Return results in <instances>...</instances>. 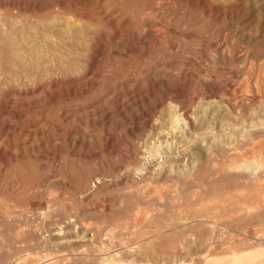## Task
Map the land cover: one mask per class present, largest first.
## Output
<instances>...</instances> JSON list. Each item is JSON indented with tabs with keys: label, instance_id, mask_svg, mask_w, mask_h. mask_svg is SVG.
I'll use <instances>...</instances> for the list:
<instances>
[{
	"label": "rangeland",
	"instance_id": "1",
	"mask_svg": "<svg viewBox=\"0 0 264 264\" xmlns=\"http://www.w3.org/2000/svg\"><path fill=\"white\" fill-rule=\"evenodd\" d=\"M263 162L264 0H0V264L254 250Z\"/></svg>",
	"mask_w": 264,
	"mask_h": 264
},
{
	"label": "bare ground",
	"instance_id": "2",
	"mask_svg": "<svg viewBox=\"0 0 264 264\" xmlns=\"http://www.w3.org/2000/svg\"><path fill=\"white\" fill-rule=\"evenodd\" d=\"M174 108V107H173ZM174 110V109H173ZM175 112V111H174ZM179 114H180V112H179ZM178 113H175V114H173L172 115V130H176L177 128H178V125H179V123L183 120V118H180V115H179ZM182 115V114H181ZM182 117V116H181ZM180 119H181V121H180ZM183 122V121H182ZM184 122H185V120H184ZM186 123V122H185ZM187 125V124H186ZM185 125V126H186ZM180 126V125H179ZM181 126H182V123H181ZM190 129H192V127L190 128ZM169 130V129H168ZM181 131V130H180ZM180 131H179V133H180ZM256 131V130H255ZM258 131V130H257ZM172 132V131H171ZM248 132V131H247ZM175 133H178V132H175ZM183 133V134H182ZM249 133V132H248ZM181 134H182V136H184L185 134H184V132H181ZM180 136V135H179ZM178 136V137H179ZM181 136V137H182ZM188 136V135H187ZM173 138V137H172ZM251 138H254V136H252ZM178 139V138H177ZM176 139V140H177ZM184 140H185V138H183ZM256 139V138H255ZM258 139V138H257ZM168 140V139H167ZM175 140V139H174ZM181 140V139H180ZM183 140H181V142H182ZM166 142H170L169 140L168 141H166ZM180 142V141H179ZM159 143V142H158ZM157 143V144H158ZM164 143V142H163ZM162 143V144H163ZM223 143V142H222ZM160 144V143H159ZM170 144V143H169ZM174 144V143H173ZM203 144V143H202ZM219 144V143H218ZM161 145V144H160ZM167 145V144H166ZM182 145H183V143H182ZM181 145V146H182ZM229 145V144H228ZM173 146V145H172ZM178 146H179V143H178ZM177 145L176 146H174V147H178ZM185 146V145H184ZM220 146V145H219ZM161 147H163V146H161ZM225 147V146H224ZM165 148V147H164ZM166 149V148H165ZM177 149H179V147L177 148ZM228 149V148H227ZM176 150V149H175ZM174 150V151H175ZM163 151L165 152V150L163 149ZM162 151V152H163ZM172 151V150H171ZM182 151H185V150H182ZM155 152H157V151H155ZM161 152V153H162ZM204 152H206V151H204ZM227 152H228V150H227ZM160 153V152H159ZM160 153V154H161ZM172 153V152H171ZM175 153L177 154V152L175 151ZM164 153H162L161 155H163ZM183 154V153H182ZM205 154V153H204ZM165 155V154H164ZM168 155V154H167ZM207 155H208V153H207ZM222 156V155H221ZM258 156H260V155H258ZM206 157V156H205ZM170 158V157H169ZM178 159V158H177ZM205 159H207V157L205 158ZM209 159V158H208ZM215 159V158H214ZM211 160V159H210ZM258 160V159H257ZM166 161H168V160H166ZM224 161V160H223ZM173 163V162H172ZM171 163V165H173ZM207 163V162H206ZM256 163V162H255ZM264 163V162H263ZM262 163V164H263ZM216 164V163H215ZM233 165H234V163H232ZM237 164V163H236ZM235 164V166H237ZM170 165V166H171ZM208 165V164H207ZM264 165V164H263ZM215 166V165H214ZM254 166V165H253ZM206 167V166H205ZM213 167V166H212ZM211 167V168H212ZM229 167H232V166H229ZM234 167V166H233ZM232 167V168H233ZM235 168H238L239 169V165L237 166V167H235ZM259 168V167H258ZM210 169V168H209ZM228 169V168H227ZM231 169V168H230ZM237 169V170H238ZM242 169H245V166H243L242 167ZM247 169V168H246ZM260 169V168H259ZM170 170V169H169ZM173 170V169H172ZM229 170V169H228ZM234 170V169H233ZM240 170V169H239ZM238 170V171H239ZM248 170V169H247ZM252 170V169H251ZM241 171H243V170H241ZM244 171H246V170H244ZM254 170H252L251 172H253ZM222 172V171H221ZM257 172V171H256ZM183 173V172H182ZM186 173V172H185ZM184 173V174H185ZM242 173V172H241ZM259 174H260V170H259V172H258ZM191 174V173H190ZM196 174V173H195ZM230 174H232V173H230ZM229 174V175H230ZM257 174V173H256ZM258 174V175H259ZM153 175V174H152ZM194 175V174H193ZM203 175V174H202ZM254 175H255V173H254ZM151 176V175H150ZM181 176V175H180ZM183 176V175H182ZM220 176V175H219ZM260 176V175H259ZM264 176V175H263ZM192 177V176H191ZM196 177H197V175H196ZM203 177V176H202ZM255 177V176H254ZM198 178V177H197ZM220 178V177H219ZM227 178V177H226ZM264 177H262V179H263ZM152 179V178H151ZM179 179V178H178ZM182 179V178H181ZM195 179V178H194ZM202 179V178H201ZM199 180V179H198ZM218 180V179H217ZM243 180V179H242ZM248 180V179H247ZM258 180H259V178H258ZM209 181V180H208ZM240 181V180H239ZM246 181V180H245ZM256 181V180H255ZM255 181H254V183H255ZM197 182V181H196ZM137 186H139V185H137ZM171 191V190H170ZM170 191L168 190L167 192H169L170 193ZM188 193V192H187ZM140 194V193H139ZM176 194H178L177 192H176ZM180 195V194H179ZM175 195L173 194V197H174ZM183 196V195H182ZM176 198V197H175ZM178 199V198H177ZM260 208V207H259ZM44 210H45V208H44ZM246 211H247V215L248 216H251L252 214H253V212H252V210H251V208H247L246 209ZM43 214V213H42ZM47 214V213H46ZM251 220V219H250ZM195 221V220H194ZM74 221H69L68 222V225H70V224H72ZM194 223V222H193ZM71 226V225H70ZM70 226L69 227H67V228H70ZM74 227V226H73ZM66 228V229H67ZM64 230V229H63ZM24 231H26V230H24ZM69 232V231H68ZM54 233V232H53ZM71 233V232H70ZM68 234V233H67ZM72 234V233H71ZM50 235V234H49ZM36 236V235H35ZM40 236V235H39ZM42 237V236H41ZM68 237V236H67ZM43 238V237H42ZM71 238H73L74 239V237H71ZM38 239V238H37ZM47 240H49L48 238H46ZM65 239V238H64ZM70 239V238H69ZM258 240V239H257ZM259 240L261 241V239L259 238ZM259 240H258V242H259ZM114 241V240H113ZM103 244V246H104V243H102ZM76 247V246H75ZM138 247H139V245H138ZM166 251V250H165ZM117 253V252H116ZM119 255V254H118ZM117 256V255H116ZM63 257V256H62ZM68 257V256H67ZM71 257V256H70ZM74 257V256H73ZM112 258V257H111ZM117 258V257H116ZM33 259V258H32ZM36 259V258H35ZM71 259V258H70ZM28 260V259H27ZM52 260H53V258H52ZM42 261V260H41ZM108 261V260H107ZM120 261V260H119ZM259 261H264V245H256L255 246V248H254V250H251V249H247V250H238V249H234V250H232L231 252H229L228 254H227V256L225 257V258H215L214 260H212V262L214 263V264H255V263H257V262H259ZM21 262H23V261H21ZM63 262V261H62ZM125 263V262H124ZM24 264H25V262H24ZM43 264V263H42ZM53 264V263H52ZM103 264V263H102ZM121 264V263H120ZM123 264V263H122Z\"/></svg>",
	"mask_w": 264,
	"mask_h": 264
}]
</instances>
